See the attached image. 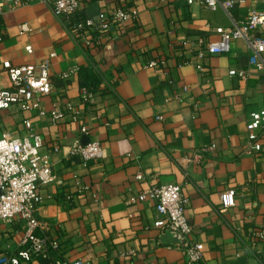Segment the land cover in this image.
I'll return each mask as SVG.
<instances>
[{
	"label": "crops",
	"instance_id": "crops-1",
	"mask_svg": "<svg viewBox=\"0 0 264 264\" xmlns=\"http://www.w3.org/2000/svg\"><path fill=\"white\" fill-rule=\"evenodd\" d=\"M81 1L71 17L56 16L41 0H2L0 14L2 84H9L5 60L39 63L57 53L54 88L43 107L58 106L65 116L53 121L15 105L0 112V135H25L24 119L30 118L44 138L43 149H53L59 181L39 188L42 231L58 243L51 258H81L84 264H264V238L255 236L264 229V133L260 151L246 153L244 145L249 114L264 105V68L250 65L252 51L244 39L232 41L229 53L203 56L198 43L217 40L215 27L264 8V0H234L231 16L187 0ZM118 7L137 8V19L108 29L85 24ZM24 22L32 32L20 33ZM152 60L159 64L150 66ZM74 66L79 70L69 78L59 76ZM86 67L103 78L92 102L82 99ZM232 68H248L250 75H230ZM83 125L88 133L80 132ZM77 139L100 141L105 157L72 154ZM198 151L202 157L195 160ZM166 183L180 184L189 198L185 214L193 231L182 243L164 239L167 231L155 225L160 215L152 201H129ZM228 188L236 189L230 207L221 201ZM26 229L21 219L0 225V257L24 246ZM189 242L204 244L203 260L188 261Z\"/></svg>",
	"mask_w": 264,
	"mask_h": 264
},
{
	"label": "built area",
	"instance_id": "built-area-1",
	"mask_svg": "<svg viewBox=\"0 0 264 264\" xmlns=\"http://www.w3.org/2000/svg\"><path fill=\"white\" fill-rule=\"evenodd\" d=\"M50 4L58 17H71L81 7V0H41ZM189 4H201L208 9H224L230 16L234 7V0H187ZM3 2L0 0V14ZM137 8L118 7L110 12L100 11L96 17H89L85 24L92 28L108 29L112 24H126L137 19ZM33 28L28 22L20 25V33H30ZM219 38L215 41L206 42L199 38L198 43L203 49L199 56L207 53H229L232 41L244 39L252 53L249 57L251 66L264 68V8L253 7L247 14L233 25H219L214 28ZM3 32L0 24V41ZM28 53H33L31 44L26 45ZM57 53L51 52L39 63L13 64L5 60L3 66L7 72L9 84L4 85L0 81V112L12 106H17L23 111H38L42 116H50L57 121L65 116V110L58 106L47 110L43 107V97L51 93L54 88L53 75L51 72L52 60ZM158 61L152 60L149 65L156 67ZM202 70L203 65L197 64ZM79 70L74 66L59 74L63 79L70 77ZM230 75L247 79L250 70L247 68H232ZM82 99L92 102L94 93L82 88ZM72 108V105H68ZM162 116L160 115L159 118ZM77 119V116H74ZM27 130L25 135L10 136L0 135V225L11 223L17 219L27 223V229L23 238L24 246L14 253L0 257V264H21L31 262L37 258H47L45 264H84L81 258H51L53 251L58 249V243L52 240L42 231L44 223L39 216V207L43 203L40 186L53 181H59L53 171V149L44 150V138L38 133L30 118L24 119ZM247 137L244 142L246 153H255L262 149L261 137L264 133V105L250 112L247 123ZM88 127L83 125L81 133H88ZM212 146L202 148L203 151L212 149ZM58 151V148H54ZM72 154L83 160L102 159L105 157V149L98 140H89L83 143L77 139L71 146ZM202 157V152L196 154L195 160ZM142 178V174H137ZM152 201L159 212V219L155 225L163 231H176L183 237L189 236L193 227L185 214L189 198L184 195L180 184L166 183L151 185L138 194L130 197V202ZM221 201L224 206L230 207L236 203V189L228 188L221 193ZM255 236L264 238V229L255 233ZM185 254L188 261L197 262L204 259V244L202 242H189L185 246ZM145 264H155L148 262Z\"/></svg>",
	"mask_w": 264,
	"mask_h": 264
},
{
	"label": "trees",
	"instance_id": "trees-1",
	"mask_svg": "<svg viewBox=\"0 0 264 264\" xmlns=\"http://www.w3.org/2000/svg\"><path fill=\"white\" fill-rule=\"evenodd\" d=\"M102 80V75L95 72L92 67L84 68L80 75L81 86L91 92H95L101 86Z\"/></svg>",
	"mask_w": 264,
	"mask_h": 264
},
{
	"label": "water",
	"instance_id": "water-1",
	"mask_svg": "<svg viewBox=\"0 0 264 264\" xmlns=\"http://www.w3.org/2000/svg\"><path fill=\"white\" fill-rule=\"evenodd\" d=\"M87 141H85V143H87ZM164 239L165 240H170L174 243H182L184 241L183 239V236L179 233V232H176V231H167L165 234H164Z\"/></svg>",
	"mask_w": 264,
	"mask_h": 264
}]
</instances>
